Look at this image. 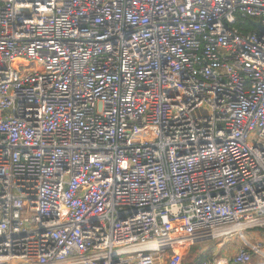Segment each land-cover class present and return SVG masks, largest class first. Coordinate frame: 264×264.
I'll return each instance as SVG.
<instances>
[{"label":"built area","instance_id":"obj_1","mask_svg":"<svg viewBox=\"0 0 264 264\" xmlns=\"http://www.w3.org/2000/svg\"><path fill=\"white\" fill-rule=\"evenodd\" d=\"M254 228L264 0H0V264H264Z\"/></svg>","mask_w":264,"mask_h":264},{"label":"rangeland","instance_id":"obj_2","mask_svg":"<svg viewBox=\"0 0 264 264\" xmlns=\"http://www.w3.org/2000/svg\"><path fill=\"white\" fill-rule=\"evenodd\" d=\"M246 239L251 243H258V241L264 242V237L261 235L260 228L246 229L243 231ZM244 247V242L239 234H233L231 236H226L218 239L203 240L192 244L183 254L182 264H195L196 258L199 255L205 257L209 261H218L222 257H230L236 250L240 247ZM167 252L170 254L171 249ZM163 264H166V259H164Z\"/></svg>","mask_w":264,"mask_h":264},{"label":"trees","instance_id":"obj_3","mask_svg":"<svg viewBox=\"0 0 264 264\" xmlns=\"http://www.w3.org/2000/svg\"><path fill=\"white\" fill-rule=\"evenodd\" d=\"M235 26L238 29L243 30L244 32H250V31H253L254 30V27H253V25L251 24V22L249 20H245L243 23L242 22H236L235 23ZM203 260H205V257L202 256V255H199L196 258V262H201Z\"/></svg>","mask_w":264,"mask_h":264},{"label":"water","instance_id":"obj_4","mask_svg":"<svg viewBox=\"0 0 264 264\" xmlns=\"http://www.w3.org/2000/svg\"><path fill=\"white\" fill-rule=\"evenodd\" d=\"M250 22L253 24L254 27L257 28V30L263 31V26L260 21L250 20Z\"/></svg>","mask_w":264,"mask_h":264},{"label":"crops","instance_id":"obj_5","mask_svg":"<svg viewBox=\"0 0 264 264\" xmlns=\"http://www.w3.org/2000/svg\"><path fill=\"white\" fill-rule=\"evenodd\" d=\"M263 237H264V236H263ZM258 242H261V243L264 244V242H262V241H258ZM239 247H240V246H239ZM240 248H242V247H240ZM240 248H239V249H240ZM222 258H223V257H222ZM222 258H221V259H222ZM224 258H225V257H224ZM205 260H208V259H205Z\"/></svg>","mask_w":264,"mask_h":264}]
</instances>
